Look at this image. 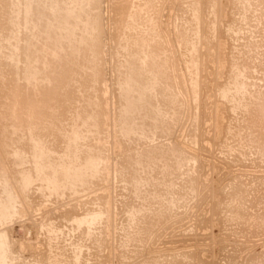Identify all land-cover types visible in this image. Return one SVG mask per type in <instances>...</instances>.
<instances>
[{
    "label": "rangeland",
    "instance_id": "374dc122",
    "mask_svg": "<svg viewBox=\"0 0 264 264\" xmlns=\"http://www.w3.org/2000/svg\"><path fill=\"white\" fill-rule=\"evenodd\" d=\"M1 1V5L4 3L6 4H4L5 10L2 8L3 6L0 5V10L3 9L2 12L4 11V16L1 14L2 12L0 13V19L2 17L1 20H4V22L1 21L3 24L0 23V43L2 44H0V51L2 56L3 53L5 54L4 58L6 59L2 58V61H0V71H2V73L0 72V76H5L4 78L0 77V95L3 97L0 98V133L4 132L3 134L7 138L2 136L3 134L0 136V141L4 139L3 143H5L2 145L3 147L0 145V147H2L0 148V152L2 153L0 154V209L4 207L0 210V217H2L0 220L2 219V221H4L3 219H6L7 222L0 221V264L2 262V264H264V224L260 225V221L264 222V151L262 152L261 156H258V154L255 152V148L249 145L247 142L248 140H251L250 135H246L248 131L250 132V129L247 127H251L253 124H257L258 127L260 125L264 127V0H238L239 3L241 1V3H244V5L246 4L247 6H244L243 4L242 6L241 3L239 4L238 2V5L234 4V1L236 2L237 0H127L128 3L126 0H96L94 5L97 7H93L92 5L93 10L90 9L91 12L89 11V15L93 17L95 16L93 12H96V14H98L97 18L100 22V25L97 27L98 29L95 28L96 30L94 29V31L90 29V31L92 30L93 32L91 31L92 33H89L91 35L94 34L91 36L93 38L91 46L87 45L88 49L86 51L83 50L84 48L75 51L76 60L73 61L77 63H72L73 66L69 65L73 81H70L71 77H64L66 74H69V72H66L65 66L63 65L61 67H55V74L53 72L54 75H51L50 79L47 78L50 80L49 82H47L48 80L45 79L43 81H46V83L43 81L41 82L40 80L42 85H40L39 80H35L33 82L28 81L27 83L24 78L25 76H23L24 73H22L23 75H20L19 71L16 70L18 67V69H21V65L24 67L26 64V61L24 62V49L22 53L21 45L23 43L22 41H24L23 39H25V36L28 33V29L24 26V24H18L20 21H17L20 20L22 16L21 13H23L20 8V5L22 7L23 1ZM48 1L50 0H46V3H44L43 0L44 5H47V7L43 6V8L49 9L47 4ZM52 1L55 0H51V2ZM60 1L57 0V2L63 4V0ZM69 1L70 0H65V2L68 3ZM51 2H49L50 6L51 4L53 5V3H55ZM11 3V7L15 8H13L14 11L17 10L19 13L21 12L19 14L17 11H15L18 14H12L14 16L16 15V18L11 16V12L8 11H12L11 7H9ZM141 3L144 5V7ZM14 4H19V8ZM123 4L126 6V8H124L125 6ZM54 5L57 6L56 3ZM188 6L189 8L192 6V10L188 9ZM96 8L97 11L94 10ZM221 8L223 9L222 13ZM45 9L44 12L47 13V10ZM133 9L138 12V16L141 14L140 17H137L138 19L134 17L135 22L134 20L130 21V17L133 16ZM123 12H127L128 16L125 13L126 16L123 17ZM4 13H8L10 19H8L9 17L6 18V15L8 16V14L5 15ZM99 15H101V17ZM129 15L131 16L129 17ZM3 17H5V19H7L6 21L8 22L11 19L12 23L16 22L17 26L14 27L13 25V27L17 29V31L12 29V31L14 30L12 34L11 30H7L9 27L7 26L8 24ZM244 18L247 19H245L246 22ZM131 22H134V24H132L135 25L137 29H135V27H131ZM4 23L5 26L3 27ZM88 23L89 22H85L86 25ZM21 25L26 28V33L23 32L25 29L24 27L21 29ZM128 25L130 27H128ZM3 28L6 30H3ZM6 31L10 32L9 35L6 33ZM20 31H22L23 34ZM135 31L137 33L140 31L141 33L139 32L137 34ZM133 32L134 35L137 34L136 37L138 39L134 35L132 36ZM14 33L18 35L16 36ZM10 34L18 37V39L14 41L16 37L13 39V36L11 37ZM3 36L6 38H3ZM8 36L11 38L8 39ZM20 37H22V41L20 42L21 45L18 43L21 40ZM94 37L96 40L98 39L97 42ZM142 38L147 41L145 42V45L143 44L144 40ZM10 40L14 41H12V46L15 44L13 49L9 48V46L12 47V43L9 44V42H11ZM62 40H64V38H62ZM133 40L134 43L132 44ZM129 41H131L130 47H128ZM17 43L19 46L16 45ZM146 43L148 48L146 47ZM8 44L9 46H7ZM224 44L227 53L225 55L222 54ZM124 45H126L128 49ZM142 45H144V49H148H146V52ZM190 45L194 46L190 48ZM92 46L94 51L91 49ZM133 47L137 48V50L139 49L140 52L142 50V53H140V60L144 62H142L144 65L152 62L153 66L151 68H153V71L150 74H142L140 77L138 74V82L136 81L137 83H135L139 84L140 86L143 85L142 88L145 89L146 92H149L146 93L143 90L144 94L146 95H141L143 98H141L140 101L142 102H140L138 105L141 107H137L131 117L126 116L123 109L126 108V105H128L125 101L126 99L124 100V95L126 96L125 91L127 90L126 85L129 86L130 84L131 89L129 92H131V95L135 98H137V91L139 90L138 87L135 88V83L133 84L134 77L130 76V73L132 75V73H134L133 70L137 67V65L140 64L138 61L137 64L134 65V62L138 60H136V53H139V51L137 52L136 49L132 50L131 48ZM193 47L196 51V54H194L195 56L192 55L194 53L192 50ZM130 49L131 52H128ZM189 49H191V51H189ZM95 50H97L96 53ZM80 51L82 52L79 53ZM9 52L12 54L17 53V55L21 53L20 58L13 54L16 56V59L19 58L20 60H14L11 53L9 57ZM86 52L89 53L87 54ZM144 52L147 55H144ZM147 52L150 53V56H152L150 57L151 60H149L150 58H147V56H149ZM82 53L85 54L87 60L85 57H82L84 58H81L82 60L80 59V57L83 55ZM90 53L91 55H89ZM126 53L130 54L131 59ZM131 53H133V55L136 54V57L131 55ZM92 54L93 56H98L97 59L96 56L91 57ZM124 54L128 57L124 56ZM122 55L124 56L123 58ZM142 57L144 60H142ZM124 58H129L130 60H125ZM192 58H195V62ZM21 59H23L22 62H20ZM221 59L224 60V69L222 71L219 70L222 66ZM3 60H5L4 62L6 65L3 64ZM7 60H10L12 64ZM78 60L83 62H79ZM93 60L95 64L93 63L94 65H90L88 62H93ZM128 60L129 63L131 60H135L132 62V65H134V67L132 66L133 68L131 67V63L128 64L125 62V64L127 63L126 66L123 64L124 61ZM14 62H16L17 65ZM190 62L193 63L192 65L194 66H191ZM118 64H120L119 66L122 65V70H120L121 68L118 66ZM13 65L15 68H13ZM74 65L77 70L72 68ZM7 66L10 69H8ZM191 67L194 68L192 69ZM235 67H238L239 72L238 70L237 73L233 72V70L236 69ZM60 68L63 74L59 75ZM73 70L75 71V74H73ZM135 70H137V68ZM82 72L84 73L82 74ZM15 73L16 75L19 74L17 77V80L19 81L16 80V75H14ZM123 73H125V76ZM72 74L73 76L75 75L74 78ZM118 74H121V77L120 75L118 76ZM91 76L95 80L90 78ZM127 76H129L131 79H129ZM63 77L64 79H62ZM151 77L154 78L152 79ZM89 79H92L91 83L89 82ZM23 80L24 82L26 81L27 84L24 83ZM139 80H141L140 83L142 84L139 83ZM146 80L148 82L147 84ZM232 80L238 83L245 82L246 84L244 87H242L241 91L243 92L240 91L241 94L244 92L245 93L239 95V98H242H238L237 101L240 100L241 105L237 102V108H243L245 106L244 108H247L246 110H250V108L247 106L250 105L252 107V111L254 112L253 114H256L257 116V112H255L254 107H259L258 111L260 112L258 114L260 118L252 124L249 119L246 120V110L243 108L244 113L242 112V114V110L240 109L238 111L237 109L239 113L237 114L238 117L237 115L236 117L240 118L239 121L242 123L241 124L239 121L237 122V124L240 126L239 129L245 128V131L244 129L239 130V133L243 130V132L240 133L241 135H231L225 128H223L221 132H218L220 131L219 105L221 102V91L219 90H221L220 87L226 86V83H228V87L230 88ZM29 82L31 83L29 84ZM149 82L151 84L154 83V87ZM222 83L223 85L220 86ZM11 85L14 87L12 90L10 89ZM32 85L33 87L39 85L37 86L39 87V90L37 91V89L31 87ZM152 87L154 88L153 90ZM229 88L228 91L232 89V86L231 89ZM27 89L29 92H27ZM96 89H99L100 91H97ZM10 90L11 92H16L14 93L16 96L13 94V92H9ZM64 90L69 92L65 93L66 97L64 94L62 96V93L65 92ZM232 90L234 91V89ZM134 91H136L135 94L137 93V95L134 94L135 96L133 95ZM150 91H152L151 94ZM38 92L41 93L38 94ZM9 93H11V96ZM28 95L30 97H28ZM12 96L13 98L16 97L17 99L13 100ZM31 96L34 98H31ZM117 97H119V99ZM228 99L231 100L230 97ZM15 100H19V105L16 104L17 102L15 103ZM229 100L227 104H229ZM10 101L11 104L9 103ZM35 101H38V103ZM4 102H7V105H5ZM24 102L27 104L29 102L27 106L28 108H31L30 103L32 107L37 104L38 107L36 106L35 109H42V115L36 116V113L34 114L36 118L33 115L31 116V113L33 114V112L32 110L29 112L26 109L27 107L25 106ZM141 103L142 105H140ZM16 105L19 107V110H16V108H18ZM7 106H10L8 107V112ZM22 108L26 109L27 112ZM62 108H64V110ZM139 110V114L136 113ZM16 111L18 114L20 111H22V113L26 115H23L25 118L20 116L22 115L21 112L19 115L16 114ZM6 112L9 114H6ZM14 112L16 114L15 117H13L15 115ZM12 113L13 115H11ZM140 113H143L144 115H141ZM83 114L86 118L83 116ZM87 114L90 117H87ZM95 114L97 115L95 116ZM11 116L13 118H11ZM40 116H42L43 119ZM53 116L56 118H52ZM80 116L87 120H84ZM29 117L32 119L30 118V120ZM8 118L10 119L8 120ZM14 118L16 120H14ZM19 118L23 119L22 123L19 121ZM57 119L59 120L55 121ZM65 119L67 120L64 121ZM10 120H14L15 122L17 121L16 123L19 121L20 124L17 126L14 121L11 122ZM43 120L45 123H43ZM129 120H131V123L128 122ZM7 121H10L9 124ZM23 121L25 123L27 121V124L25 125ZM33 121L34 128L33 126L30 127V125H33ZM82 121L88 123L85 124ZM104 121L106 122L104 123ZM227 121L228 118L225 121L224 127ZM83 124L87 127H85ZM14 125L16 126L14 127ZM80 126L82 128H80ZM128 126H131L130 130H128ZM9 127L15 128L10 129V131L12 130L13 132L11 131L10 133L8 131ZM2 128L5 130L1 131ZM16 129H18L19 133ZM134 129H136L137 132ZM27 130L28 133H26ZM36 131H38V133ZM129 132L130 134H134V136L129 135ZM9 133H14L15 135L13 134L11 138L8 136L10 135ZM16 133L20 134V137L22 138H20ZM56 133L60 136L58 137ZM69 133H73L74 136L73 134L68 136ZM238 135L242 137L246 135L240 144ZM30 136L34 138H37L38 136L40 138L34 139ZM61 136L62 138H60ZM67 136L72 138H68ZM13 137H19L23 140H20L19 138L16 140V138L14 139ZM32 139L35 142L37 141V143L39 142V148L37 146V148H35L34 145H37V143H32ZM12 140L16 143L15 145H18L15 146L17 149L13 146L14 142ZM39 140L42 143H40ZM43 141L46 142L44 143ZM80 142L82 144H80ZM0 143L2 144V141ZM7 144H10L11 146ZM76 144L78 148H75ZM42 145L44 146L42 147L43 150L40 147ZM46 145L47 149L45 148ZM6 146L9 148V153H6L8 152ZM12 147L16 149L15 153H17V160L15 161L13 160L15 159L14 156H16L13 152L15 149L12 150ZM49 147L51 148L49 149ZM33 149L34 151L37 149L36 153L34 152L36 157H39L37 155L42 153L40 156L42 158L43 154H45L44 151L46 152L47 150L50 151V156L52 154L53 155L52 157L48 156L49 152L47 151L44 155L46 157L44 158L43 156V158L45 161H48L44 162V160H42L43 158H38V161L32 152ZM17 150H21V152L24 151L22 155L25 154L27 157L19 155ZM159 150L162 151L159 152ZM10 151L11 153L13 152V157H11L12 154ZM77 151H80V153ZM87 151L91 153L89 154ZM71 152H73L72 154H74V157L80 154V159L78 156L77 158L81 161V164L83 163L82 161L87 160L88 155L90 156L91 154H95V158L98 157L97 160L100 159L101 161L98 160L97 165L95 164L96 166L91 168L88 165L89 161L87 160L84 162L85 169H83L84 167H81L80 161L77 162L78 159L72 157V154H69ZM86 152L88 154H86ZM3 153L5 154L3 155ZM237 153H240V155L243 154V158L240 156L239 158L241 160L239 159V161L235 160L233 156L238 155ZM56 154L57 156H55ZM2 155H7V159ZM62 155L64 156L62 157ZM69 155H71L73 159H70ZM19 156H21L20 160H18ZM31 156L35 157L33 161ZM47 156L50 158L47 159ZM86 156L87 158H85ZM104 156L107 157L103 159ZM143 156H149L148 158L150 161L148 158L144 159ZM22 157H25L24 159L29 160L26 161ZM56 157L59 159L62 158L63 160L66 159L67 161L65 160L66 163L65 161L60 163L61 159L59 160L60 162H58V158L56 159ZM51 158L57 161L52 162ZM68 159H70V162ZM22 160H24V162ZM30 160L33 164L29 162ZM34 161L36 162L34 163ZM40 162H42V164H40ZM19 163H22L23 165H20ZM59 163L62 166L59 165ZM143 163L145 164L143 165ZM31 164L32 166L35 165L34 169ZM64 165H68L69 167H65ZM36 166H39L40 169L38 170V167L36 168ZM86 166L90 169L89 172L88 168L86 169ZM10 167L12 169H10ZM43 167L46 169L45 171L42 170L44 169ZM62 167L65 172H63L64 170H62ZM20 168L21 171L19 170ZM50 168H53L52 171ZM56 168H59L60 170ZM78 168L79 170H77ZM80 168H82L84 171L87 170L88 175L91 173L90 175L93 176L96 173V176L94 175L95 178L93 179L94 176L90 177V180V178L85 176L87 175V172L84 173L82 169L80 171ZM24 169H27L28 171L25 173L22 171ZM32 169L33 172L31 171ZM18 170L19 174L15 172ZM35 170H37V173ZM49 170L54 172L51 174ZM55 170H59L60 172L57 171L55 173ZM6 171H14V176L11 175L13 173L10 172L11 174L9 175ZM38 171L39 173L40 171L41 173L43 171L47 178L46 176L44 177L45 174L41 173L40 174L43 177H40L41 175H39ZM48 171L50 172L49 174H47ZM66 171L67 173L70 171H76V173H78L76 175L75 173L72 174V172H70L72 175L69 174L70 176L66 175L63 177ZM101 171L104 172L105 175ZM27 172H31L33 174H28ZM6 173L8 176H11L9 177V180L7 177H3L7 176ZM34 173L37 174V176H35ZM81 173H84L82 174L84 175V178L79 176ZM133 174L136 175V179L134 178L135 176H133ZM16 176L17 178H15ZM26 176H28L32 182L28 179L30 181L29 182L26 179ZM66 177L73 179L68 180ZM79 177L81 179H79ZM23 178L25 179V182H27L24 184V186L26 187L27 184L30 185L27 188L24 186L22 187L21 185V189H23L22 192V190L19 189L20 184L24 183L21 182L24 181ZM40 178H44L46 180L42 179V181H40ZM140 178L143 180L141 179L138 181L137 179ZM63 179H65L67 183ZM77 180L78 183L76 182ZM92 180L93 182H90ZM239 180L242 184L238 183ZM84 181H87V183H85L87 185L81 183ZM134 181L139 182V185L140 182H142L139 186L142 192L139 190V188H137L141 194L135 190V187L138 186L136 183L134 187ZM4 182H6V184ZM34 182L37 183L33 184ZM68 182L72 184L73 188ZM234 182H237L240 188V197L238 199H231L233 197L232 184ZM18 183L19 186L16 187ZM31 183L35 186L31 187ZM74 183L78 186H76ZM4 184L6 187L7 185L9 186L6 188L7 192L6 189H3L5 188ZM62 184L67 186L69 185L70 188L69 186L66 188L67 186L65 187ZM37 185H42L43 187H38ZM56 187L60 188L57 189ZM76 187L79 189L77 190ZM17 188L21 193H18L19 191L16 190ZM28 189L29 192H27ZM9 190L10 192L8 193ZM3 191L4 193L6 192L5 195L3 194ZM156 191H162L163 195H161L162 193H158L156 196L154 194ZM23 193L25 194V197L27 196L28 198H25L22 195ZM10 194H12V197H10ZM104 196V201L106 202L102 204ZM11 198L13 201V204L11 203V207L13 205V208L10 207V204L7 205V203H10ZM67 198L70 199L68 200ZM25 199H27L28 203L24 201ZM230 202H232L234 205H241L243 207L246 213L245 219L228 220L226 218L228 211L225 209V204ZM3 204L5 206H2ZM6 207L9 210H7ZM8 207L14 209L12 210L14 212H11L10 208ZM89 210L91 212H89ZM2 211L5 212V214H2ZM7 211H10V213L7 214L9 216L6 215ZM62 211L67 215H64ZM12 213H14V215ZM92 215L94 217H92ZM71 216L74 219H71ZM95 218L96 220H94ZM69 227L72 230L69 229ZM90 231L94 233L92 234ZM87 235H89L90 238L89 236L86 237ZM46 248L52 249L47 250ZM50 253H53L54 256L51 254L50 257ZM57 253H59L60 256L57 255ZM56 255L58 257H56Z\"/></svg>",
    "mask_w": 264,
    "mask_h": 264
},
{
    "label": "bare ground",
    "instance_id": "6f19581e",
    "mask_svg": "<svg viewBox=\"0 0 264 264\" xmlns=\"http://www.w3.org/2000/svg\"><path fill=\"white\" fill-rule=\"evenodd\" d=\"M1 1V0H0ZM23 1V2H22ZM22 1H19V2H22V7H21V5H20V8H21V11L23 12V13H21V18H20V20H17V21H20V22H18V24L20 23V24H24V26L28 29V33H27V35L25 36V39H23L24 41H22V37H20L21 38V40L18 42V41H16V42H18V43H20L21 41L23 42L22 43V45H21V43L19 44V45H21L22 46V49H21V52L23 51V49H24V58H25V60H24V62L26 61V64L24 65V67H23V65H21L22 67H21V69H16V70H18L19 71V73H20V75L22 74V73H24V75L23 76H25L24 78H25V80L27 81V83H28V81H37V80H39V83H40V80H41V82L45 79V80H48L47 82H49L50 80V77H51V75H54L55 74V67L57 66V67H61V66H65V70H66V72H69V74H66V76H64L65 78L67 77V78H70L71 77V69H70V67H69V65H71V66H73L72 65V63H77V62H75V61H73V60H76V58H75V51L76 50H78V49H82V48H84L83 50L84 51H86L88 48V46L87 45H89V46H91V44H92V35H94V34H90L89 32H91L92 30L94 31V29L95 28H97V27H99V25H100V22L98 21V14H96V12H93L94 14H95V16H96V18H95V16H90L89 15V13L91 12V10L90 9H92L93 10V8H92V5H93V7H97V6H95L94 5V3H96V0H70L69 1V3L68 2H65V0H63L62 2H63V4L61 3H59V2H57V0H55V1H52L51 2V0L50 1H48V7H49V9H45V8H43V6H46L47 7V5L45 4L44 5V3H46V0H44V3H43V0H22ZM60 1V0H59ZM68 1V0H67ZM132 1V0H131ZM137 1V0H136ZM141 1V0H140ZM242 1V0H241ZM241 1H240V3H241ZM244 1V0H243ZM247 1V0H246ZM249 1V0H248ZM251 1V0H250ZM2 2V1H1ZM5 2V1H4ZM6 2H9V1H6ZM49 2H51V3H53V2H55L56 4H57V6L56 5H54L55 3H53V5L51 4V6L49 5ZM61 2V1H60ZM65 2V3H64ZM100 2V1H99ZM126 2H127V0H126ZM146 2V1H145ZM145 2H144V4H145ZM237 2L239 3V1L237 0L236 2L234 1V4H236V5H238L237 4ZM13 3H16V2H13ZM42 3H43V5H42ZM128 3V2H127ZM239 3V4H240ZM247 3V2H246ZM250 3V2H249ZM248 3V4H249ZM2 3H0V5H1ZM4 4H6V3H4ZM1 5V6H3L2 8H4L5 7V5ZM60 4V5H59ZM97 4H98V2H97ZM135 4V3H134ZM142 4V3H141ZM244 5V3H241V5ZM8 5V4H7ZM11 5H12V3L9 5V7H11ZM14 5H16V7L19 5V4H14ZM124 5V4H123ZM129 5H130V3H129ZM136 5V4H135ZM143 5V4H142ZM242 5V6H243ZM246 5V4H245ZM244 5V6H245ZM125 6V5H124ZM128 6V5H127ZM196 6V5H195ZM247 6V5H246ZM99 7H100V5H99ZM99 7H98V9H99ZM123 7V6H122ZM143 7H144V5H143ZM192 7V6H191ZM191 7L189 8V6H188V9H191ZM6 8H7V6H6ZM13 8L14 7H11V10L12 11H14L13 10ZM18 8H19V6H18ZM124 8H126V6L124 7ZM123 8V9H124ZM128 8H129V6H128ZM131 8V7H130ZM133 8H134V6H133ZM0 9H1V7H0ZM9 9V8H8ZM15 9V8H14ZM44 9L45 10H47V13H48V10H49V13L47 14L46 12H44ZM122 9V8H121ZM193 9H194V7H193ZM222 9V8H221ZM3 10V9H2ZM2 10H0V13L2 12ZM4 10H5V8H4ZM18 10H20V9H18ZM94 10H96L97 11V8L96 9H94ZM129 10V9H128ZM134 10V9H133ZM192 10V9H191ZM210 10V9H209ZM9 12H11L10 14H11V16H14V15H12L13 13H17L18 11L17 10H15V11H17V12H12V11H10V10H8ZM90 11V12H89ZM124 11H125V9H124ZM195 11V10H194ZM197 11V10H196ZM4 12V11H3ZM3 12L1 13L2 15H3ZM209 12V11H208ZM223 12V9L221 10V13ZM19 13V12H18ZM17 13V14H18ZM19 13V14H20ZM101 13V12H100ZM124 13V12H123ZM126 14H127V12H125ZM124 13V15H123V17L124 16H126V14ZM143 13V12H142ZM5 14V13H4ZM6 14H8V13H6ZM5 14V15H6ZM128 14H129V11H128ZM128 14H127V16H128ZM1 15V16H2ZM222 15V14H221ZM224 15V14H223ZM4 16V15H3ZM16 16V15H15ZM14 16V17H15ZM100 17H101V15H99ZM131 15H129V17H130ZM140 16H141V14H140ZM140 16H138V12L137 11H135L134 10V12H133V16H131L130 17V21H133L134 20V17L135 18H137V17H140ZM244 16V15H243ZM7 17H9V14H8V16L6 15V18ZM18 17V16H17ZM4 19H5V17H3ZM13 18V17H12ZM16 18V17H15ZM196 18V17H195ZM237 18V17H236ZM240 18V17H239ZM238 18V19H239ZM247 18V17H246ZM246 18H244V20L246 19ZM1 19H2V17H1ZM0 19V23H2V22H4V20L2 21ZM8 19H10V17L8 18ZM18 19V18H17ZM100 19V18H99ZM126 19V18H125ZM132 19V20H131ZM138 19V18H137ZM241 19H242V17H241ZM7 19H5V21H6ZM127 20V19H126ZM193 20V19H192ZM196 20V19H195ZM237 20V19H236ZM240 20V19H239ZM247 20V19H246ZM246 20H245V22H246ZM2 21V22H1ZM85 22H89L87 25L85 24ZM127 22V21H126ZM134 22H135V20H134ZM134 22H131V24L133 23L134 24ZM239 22V21H238ZM244 22V23H245ZM6 23L8 24L7 26L9 27V28H7V30H11L12 31V29H15L14 27H16L17 25V23L16 22H14V23H12V19L8 22V21H6ZM128 23V22H127ZM130 23V22H129ZM243 23V22H242ZM3 24V23H2ZM1 24V25H2ZM130 24V25H131ZM132 24V26L131 27H135V25H133ZM13 25H14V27H13ZM5 26V23H4V25H3V27ZM6 26V27H7ZM24 26H22L21 25V29H23V27ZM137 26V25H136ZM237 26V25H236ZM1 27V26H0ZM24 27V28H25ZM128 27H130L129 25H128ZM141 27V26H140ZM18 28V27H17ZM26 28L24 29V33H26L25 31H26ZM139 28V27H138ZM241 28V27H240ZM1 29V28H0ZM21 29H19V30H21ZM90 29H92L91 31H90ZM98 29V28H97ZM135 29H137L136 27H135ZM134 29V30H135ZM3 30H6V29H4L3 28ZM2 30V31H3ZM16 31H17V29H15ZM96 30V29H95ZM129 30V29H128ZM139 30H141V29H139ZM146 30V29H145ZM147 30H148V28H147ZM15 31V32H16ZM92 31V32H93ZM13 32H14V30L11 32L12 34H13ZM20 32H22V31H20ZM23 32H22V34H23ZM91 32V33H92ZM126 32V31H125ZM136 32V31H135ZM140 32V31H139ZM138 32V33H139ZM5 33V32H4ZM6 33H8V35H9V33L10 32H8V31H6ZM137 33V32H136ZM137 33V34H138ZM141 33V32H140ZM196 33V32H195ZM99 34V33H98ZM102 34V33H101ZM132 34V33H131ZM137 34L136 35H134V32H133V34H132V36L134 35L135 37L137 36ZM192 34V33H191ZM11 35V34H10ZM14 35H16L15 33H14ZM18 35V34H17ZM16 35V36H17ZM21 35V34H20ZM129 35V34H128ZM1 36V35H0ZM13 35H11V37H12ZM16 36H13V39H14V37H16ZM23 36V37H24ZM131 36V35H130ZM131 36V37H132ZM5 36H3V38H4ZM10 37V38H11ZM96 37V36H95ZM95 37H94V39H95ZM127 37V36H126ZM142 37V36H141ZM6 38V37H5ZM9 38V36H8V39H10ZM62 38H64V40H62ZM124 38V37H123ZM137 38V37H136ZM140 38V37H139ZM8 39H6V40H8ZM18 39V37H16V39H14V41L15 40H17ZM127 39V38H126ZM129 39V38H128ZM138 39V38H137ZM143 40H144V38H142ZM146 39V38H145ZM1 40V39H0ZM3 40V39H2ZM96 40V39H95ZM94 40V41H95ZM98 40V39H97ZM97 40H96V42H97ZM135 40V39H134ZM134 40H133V42H132V44L134 43ZM140 40V39H139ZM142 40V41H143ZM11 42H9V44H11V46L13 45V40H10ZM13 41V42H12ZM102 41V40H101ZM191 41H192V39H191ZM190 41V42H191ZM193 41H194V39H193ZM234 41V40H233ZM3 42V41H2ZM121 42H123V41H121ZM130 42L131 41H129L128 42V44H129V46L128 47H130ZM136 42H137V40H136ZM135 42V43H136ZM140 42V41H139ZM145 42H147V41H145L144 40V45H145ZM189 42V43H190ZM18 43L16 44V45H18ZM99 43V42H98ZM142 43V42H141ZM197 43V42H196ZM1 44V43H0ZM9 44L7 45V46H9ZM139 44V43H138ZM191 44V43H190ZM192 44H195V43H192ZM2 45V44H1ZM18 45V46H19ZM102 45V44H101ZM127 45V44H126ZM126 45H124V46H126ZM135 45V44H134ZM133 45V46H134ZM144 45H142L143 46V49H144ZM14 46H15V44H14ZM14 46H12V47H10L9 46V48H11V49H13V47ZM115 46V45H114ZM117 46V45H116ZM123 46V45H122ZM137 46V45H136ZM140 46V45H139ZM148 45H147V43H146V47H147ZM192 46H194V45H192ZM191 45H190V48L192 47ZM6 47V46H5ZM132 47V46H131ZM135 47V46H134ZM131 48L132 50L133 49H136V51L138 52L139 51V53H136V54H134L133 55V53H131V55H133L134 57H136V62H134L135 60H131V67L133 66L134 67V65L135 64H137V62L139 61L140 62V64L139 65H137V70H133L134 71V73H132V75H131V73H130V76L131 77H134V79H133V84L137 81L138 82V79L137 78H139L140 76H142V74H146V73H148V74H150L152 71H153V68H151L152 66H153V64H152V62L151 63H149V64H143L144 62L143 61H141L140 60V53H142V50H141V52H140V50L138 49L137 50V48ZM138 47V46H137ZM145 47V48H146ZM3 48V47H2ZM16 48V47H15ZM90 48V47H89ZM126 48H127V46H126ZM148 48V47H147ZM146 48V49H147ZM195 48H196V46H195ZM195 48L193 47L192 48V50L194 51V53L192 54L193 56H195L194 54H196V51H195ZM19 49V50H20ZM91 49H93V46H92V48ZM96 49V48H95ZM98 49V48H97ZM119 49V48H118ZM124 49V48H123ZM128 49V48H127ZM131 49H130V51H128V52H131ZM140 49H142V48H140ZM146 49H144L145 50V52H146ZM15 50H17V49H15ZM90 50V49H89ZM100 50V49H99ZM148 50V49H147ZM10 51V50H9ZM18 51V50H17ZM17 51H15V52H17ZM93 51H94V49H93ZM120 51V50H119ZM123 51V50H122ZM189 51H191V49H189ZM192 51V52H193ZM2 52H3V50H2ZM12 52H14V51H12ZM82 51H80L79 53H81ZM97 52V50H95V53ZM101 52V51H100ZM133 52V51H132ZM144 52V53H145ZM191 52V53H192ZM10 53L11 52H9V57H10ZM18 53V52H17ZM17 53L15 54V53H13V54H15V55H17ZM84 53V52H83ZM82 53V54H83ZM87 53V52H86ZM89 53V52H88ZM87 53V54H88ZM121 53V52H120ZM124 53H125V50H124ZM148 53V52H147ZM190 53V52H189ZM12 53H11V55H13ZM21 54V53H20ZM20 54H18L17 56L20 58ZM81 54V55H82ZM98 54H100V53H98ZM127 54V53H126ZM149 54V56H147V58L149 59L150 57H152V56H150V53H148ZM221 54V53H220ZM222 54L223 55H225V54H227L226 53V50H225V44H224V46H223V50H222ZM4 53H3V56H2V54H1V51H0V61H2V58H4ZM78 55V54H77ZM84 55V56H83ZM81 57H80V59L82 58V57H85L86 58V56H85V54H83ZM89 55H91V53L89 54ZM127 55H129V57H130V59H131V56H130V54H127ZM136 55V56H135ZM144 55H147L146 53L144 54ZM8 56V55H7ZM6 56V57H7ZM23 56V55H22ZM96 56V55H95ZM95 56H93V54H92V56L91 57H95ZM120 56V55H119ZM124 56H126L125 54H124ZM123 55H122V58L124 57ZM132 56V57H133ZM190 56H191V54H190ZM79 57V56H78ZM88 57H90V56H88ZM90 57V58H91ZM97 57L98 56H96V59H97ZM126 57H128V56H126ZM8 58V57H7ZM13 58H14V60H18V59H16V56H14L13 55ZM22 58V57H21ZM101 58V57H100ZM100 58H99V60H100ZM121 58V59H122ZM146 58V59H147ZM4 59H6V58H4ZM11 59V58H10ZM82 59H84V58H82ZM81 59V60H82ZM95 59V58H94ZM120 59V60H121ZM125 60L126 59H129V58H124ZM129 59V60H130ZM133 59H135V58H133ZM193 59V58H192ZM191 59V60H192ZM20 60V59H19ZM22 60L23 59H21V61L20 62H22ZM81 60H78L79 62H83V61H81ZM86 60H87V58H86ZM89 60V59H88ZM123 60V59H122ZM121 60V61H122ZM129 60L128 61H124V63L123 64H125V62H127L128 64H130L129 63ZM142 60H144L143 59V57H142ZM149 60H151V58L149 59ZM148 60V61H149ZM194 60V62H195V58L193 59ZM5 60H3V62H4ZM7 61H9L10 62V60H7ZM101 61V60H100ZM147 61V62H148ZM221 61H222V66H221V69H219V70H223L224 69V60L223 59H221ZM12 62H13V60H12ZM18 62V61H17ZM84 62H85V60H84ZM96 62V61H95ZM123 62V61H122ZM132 62H134V65H132ZM143 62V63H142ZM146 62V61H145ZM11 63V62H10ZM14 63H16V62H14ZM90 65H94L95 63H94V60H93V62H88ZM94 63V64H93ZM119 63V62H118ZM127 63L125 64V66L127 65ZM191 63V62H190ZM3 64H5V62L3 63ZM12 64V63H11ZM21 64V63H20ZM120 64H121V62H120ZM120 64H118V66L120 65ZM193 63H191V66H194V65H192ZM6 65V64H5ZM15 65V64H14ZM14 65H13V68H15L14 67ZM16 65H17V63H16ZM15 65V66H16ZM19 65V64H18ZM76 65V64H75ZM75 65H74V67H72V68H75ZM81 65V64H80ZM9 66V65H8ZM8 66H7V68H8ZM122 66V65H121ZM121 66H119L120 68H121ZM130 66V65H129ZM1 67V66H0ZM4 67H6V66H4ZM81 67V66H80ZM132 67V68H133ZM12 68V69H13ZM119 68V69H120ZM123 68V67H122ZM122 68L120 69V70H122ZM192 69L194 68V67H191ZM236 68V67H235ZM8 69H10V68H8ZM82 69V68H81ZM127 69H128V67H127ZM126 69V70H127ZM75 70H77V68H75ZM235 70V71H234ZM233 70V72H236L237 73V70H238V72H239V69H238V67L236 68V69H234ZM9 71V70H8ZM13 71H15V70H13ZM18 71H15V72H18ZM124 71V70H123ZM131 71H132V69H131ZM1 73H2V71H0ZM7 72V71H6ZM53 72H54V74H53ZM75 71L73 70V74H75L74 73ZM125 72V71H124ZM9 73V72H8ZM57 73V72H56ZM84 72H82V74H83ZM120 73V72H119ZM126 73H128V72H126ZM236 73H234V74H236ZM60 74H63V72L61 71V68H60V71H59V75ZM73 74H72V76H73ZM124 74V76H125V73H123ZM129 74V73H128ZM138 74H139V77H138ZM156 74V73H155ZM9 75V74H8ZM12 75V74H11ZM14 75H16V73L14 74ZM18 75L19 74H17L16 75V80L18 79L17 77H18ZM120 75V77H121V74H118V76ZM6 76H7V74H6ZM75 76V75H74ZM74 76H73V78H74ZM123 76V75H122ZM156 76V75H155ZM0 77H2V78H4L3 76H0ZM64 77L62 78V79H64ZM88 77V76H87ZM127 77H129V76H127ZM10 78H12V77H10ZM21 78V77H20ZM23 78V79H24ZM47 78H49V79H47ZM90 78H92V76L90 77ZM152 79L154 78V77H151ZM71 80L70 81H73L72 80V77L70 78ZM92 79H94V78H92ZM91 79V80H92ZM127 79V78H126ZM129 79H131L130 77H129ZM137 79V80H136ZM141 79H142V77H141ZM156 79V78H155ZM154 79V80H155ZM3 80V79H2ZM22 80V79H21ZM66 80H68V79H66ZM90 80V79H89ZM91 80L89 81L90 83H91ZM95 80V79H94ZM119 80V79H118ZM128 80V79H127ZM151 80V79H150ZM11 81V80H10ZM17 81H19V80H17ZM16 81V82H17ZM26 81L24 82V80H23V82L24 83H26ZM86 81V80H85ZM88 81V80H87ZM120 81V80H119ZM126 81V80H125ZM140 81L141 80H139V83H140ZM15 82V81H14ZM21 82V81H20ZM44 82V81H43ZM94 82V81H93ZM92 82V83H93ZM118 82V81H117ZM136 82V83H137ZM157 82V81H156ZM13 83V82H12ZM11 83V84H12ZM24 83H22V84H24ZM26 83V84H27ZM31 82H29V84H30ZM37 83V82H36ZM38 83V84H39ZM44 83H46V81L44 82ZM43 83V84H44ZM71 83V82H70ZM74 83V82H73ZM135 83V85H136V87L135 88H139V90L137 91L138 92V96H137V98H135V97H133L131 94V92H129L130 91V89H131V87H130V84H129V86L128 85H126V89L128 90H126L125 92V94H126V96L124 95V100L126 101V103L128 104V105H126V108H124L123 109V111H124V113H125V115L126 116H131L132 117V115L134 114V111L137 109V107H139L138 105H139V103L140 102H142V101H140V99L141 98H143L141 95H146V94H144V91L146 92V90L145 89H143L142 88V86H140L139 84H136ZM148 82H147V80H146V84H147ZM150 83V82H149ZM154 83H155V81H154ZM153 83V84H154ZM226 83V82H225ZM20 84V83H19ZM33 84V83H32ZM88 84V83H87ZM140 84H142V83H140ZM145 84V83H144ZM151 84V83H150ZM153 84H151L153 87H154V85ZM227 85L226 86H223V87H220L221 88V90H219V91H221L220 92V95H221V102H220V127H219V130L220 131H218V132H221V130L223 129V128H225V129H227V132H229L231 135H237V134H240L241 132H243V130L239 133V130L240 129H244V131H245V128H240L239 129V125L237 124V122L240 120V118H237L238 117V111L241 109L242 111H241V113L243 112L244 113V111H243V108L245 107L244 105V107L243 108H237V102H238V104H240L241 105V101L240 100H238L237 101V99L239 98V95L241 94L240 93V91L242 90V87H244L246 84H245V82H241V83H238V82H235L234 80H232V83H231V86H232V89H234V91L231 89V86H230V88L228 87V83H226ZM241 84V85H240ZM5 85V84H4ZM13 85H15V84H13ZM13 85H11V90L14 88V87H12ZM17 85V84H16ZM40 85H42L41 83H40ZM74 85V84H73ZM132 85V84H131ZM223 85V83L220 85V86H222ZM225 85V84H224ZM8 86V85H7ZM6 86V87H7ZM24 86V85H23ZM23 86H22V88H23ZM37 86H39V85H36V87ZM45 86V85H44ZM93 86V85H92ZM128 86V87H127ZM147 86V85H146ZM3 87V86H2ZM16 87V86H15ZM25 87V86H24ZM31 87H33V85L31 86ZM33 87V88H35V89H37V91L39 90L38 88L39 87ZM64 87V86H63ZM62 87V88H63ZM66 87V86H65ZM134 87V86H133ZM148 87H149V84H148ZM152 87V90L154 89ZM29 88V87H28ZM94 88V87H93ZM145 88V87H144ZM151 88V87H150ZM150 88H148V89H150ZM228 88L229 89H231V90H229L228 91ZM236 88H237V90H236ZM25 89V88H24ZM66 89V88H65ZM101 89H103V88H101ZM133 89V88H132ZM6 90V89H5ZM11 90L9 91V92H11ZM15 90V89H14ZM34 90V89H33ZM97 90V89H96ZM99 90V89H98ZM97 90V91H98ZM104 90V89H103ZM136 90V89H135ZM144 90V91H143ZM238 90H239V92H238ZM3 91V90H2ZM16 91V90H15ZM24 91V90H23ZM31 91V90H30ZM35 91V90H34ZM42 91H43V89H42ZM65 91V90H64ZM96 91V92H97ZM100 91V90H99ZM102 91V90H101ZM148 91V90H147ZM232 91V92H231ZM236 91V92H235ZM13 92V91H12ZM11 92V93H12ZM21 92V91H20ZM26 92V91H25ZM27 92H29V90L27 89ZM46 92V91H45ZM66 92H68L67 90L64 92V93H62V96H63V94L65 95V93ZM122 92V91H121ZM135 92L136 91H134V93H133V95L135 94ZM149 92V91H148ZM148 92H146V93H148ZM151 92L152 91H150V94H151ZM241 92H243V91H241ZM3 93V92H2ZM11 93H9L10 94V96H11ZM14 93H16V92H13V94ZM34 93V92H33ZM41 93V92H40ZM39 92H38V94H40ZM69 93V92H68ZM67 93V94H68ZM99 93H101V92H99ZM104 93V92H103ZM245 93V92H244ZM244 93H242V94H244ZM17 94H19V93H17ZM32 94V93H31ZM71 94V93H70ZM70 94H69V96H70ZM241 94V95H242ZM4 95V94H3ZM15 95V94H14ZM20 95V94H19ZM35 95H36V93H35ZM44 95V94H43ZM103 95V94H102ZM135 95H137V93L135 94ZM134 95V96H135ZM2 95H0V98H3V97H1ZM16 96V95H15ZM14 96V97H15ZM24 96H26V95H24ZM34 96V95H33ZM33 96H31V98L33 97ZM47 96V95H46ZM68 96V95H67ZM74 96V95H73ZM72 96V97H73ZM101 96V95H100ZM18 97V96H17ZM28 97H30L29 95H28ZM65 97H66V95H65ZM71 97V98H72ZM102 97V96H101ZM230 97V99L231 100H229L228 98ZM6 98V97H5ZM5 98H4V100H5ZM9 98V97H8ZM7 98V99H8ZM12 98H13V96H12ZM11 98V99H12ZM34 98V97H33ZM41 98H45V97H41ZM70 98V99H71ZM118 99H119V97H117ZM147 98V97H146ZM240 98H242V97H240ZM239 98V99H240ZM14 99H17L16 97L15 98H13V100ZM28 99V98H27ZM26 99V100H27ZM69 99V98H68ZM101 99V98H100ZM99 99V100H100ZM121 99V98H120ZM36 100V99H35ZM39 100H40V97H39ZM228 100H229V104H227V102H228ZM236 100V101H235ZM243 100V99H242ZM9 101V100H8ZM12 101V100H11ZM11 101L9 102L10 104H11ZM19 101V100H18ZM18 101L17 100H15V103L16 104H18ZM31 101V100H30ZM34 101V100H33ZM66 101H67V99H66ZM121 101V100H120ZM240 101V102H239ZM36 103H38V101H35ZM69 102H70V100H69ZM72 102V101H71ZM143 102H144V100H143ZM5 103V102H4ZM7 103V102H6ZM5 103V105H7ZM9 103H8V105H9ZM13 103V102H12ZM93 103V102H92ZM125 103V102H124ZM145 103H146V101H145ZM242 103H243V101H242ZM14 104V103H13ZM24 104H25V106L27 107L28 106V104H29V102H28V104L27 103H25L24 102ZM27 104V105H26ZM65 104V103H64ZM70 104V103H69ZM19 105V104H18ZM39 105V104H38ZM72 105V104H71ZM140 105H142V103L140 104ZM147 105V104H146ZM145 105V106H146ZM148 105H149V103H148ZM239 105V106H240ZM11 106V105H10ZM10 106H7V112H8V107H10ZM13 106V105H12ZM17 106V105H16ZM16 106H14V107H16ZM37 106V104H35V106L34 107H32L31 106V103H30V107L31 108H26L29 112L32 110V112H33V114L31 113V116L33 115L34 117H35V115L34 114H36V116H39V115H42V109H39V108H36L35 109V107ZM68 106V105H67ZM123 106V105H122ZM143 106H144V103H143ZM248 106V108H250V110H246L245 108V110H246V113H245V116H246V120H248L249 119V121L253 124L255 121H257L260 117H259V111H258V108L259 107H254L255 108V112H257V116H256V114H253L254 112L252 111V107L250 106V105H247ZM18 107V106H17ZM38 107V106H37ZM70 107V106H69ZM72 107V106H71ZM106 107V106H105ZM125 107V106H124ZM128 107V108H127ZM141 107V106H140ZM139 107V108H140ZM150 107V106H149ZM3 108V107H2ZM13 108V107H12ZM66 108H68V107H66ZM73 108V107H72ZM257 108V109H256ZM14 109V108H13ZM12 109V110H13ZM19 110V107L18 108H16V110ZM23 110H25L26 111V109H24V108H22ZM59 109V108H58ZM63 110H64V108H62ZM69 109H71V108H69ZM146 109V108H145ZM237 109H238V111H237ZM10 110H11V108H10ZM10 110H9V113H10ZM103 110V109H102ZM107 110V109H106ZM105 110V111H106ZM5 111V110H4ZM15 111V110H14ZM61 111V110H60ZM70 111V110H69ZM260 111H261V109H260ZM6 112V114H9V113H7ZM13 112V111H12ZM17 112V111H16ZM21 112V114L22 115H20L21 117L24 115V113H22V111H20ZM20 112H19V114H20ZM27 112V111H26ZM139 112H140V110L138 111V112H136V113H138L139 114ZM142 112V111H141ZM145 112V111H144ZM143 112V113H144ZM237 112V113H236ZM90 113V112H89ZM88 113V114H89ZM93 113V112H92ZM100 113V112H99ZM103 113V112H102ZM142 113V114H143ZM228 113H229V115H228ZM242 113V114H243ZM14 114H15V112H14ZM16 114H18V112L16 113ZM16 114L13 116V117H15L16 116ZM18 114V115H19ZM80 114V113H79ZM85 114V113H84ZM84 114H83V116H84ZM88 114H87V117H90V116H88ZM141 114V113H140ZM141 114V115H142ZM254 115V118H253V115ZM2 115V114H1ZM11 115H13V113L11 114ZM17 115V116H18ZM52 115H53V113H52ZM51 115V116H52ZM55 115V114H54ZM61 115V114H60ZM82 115V114H81ZM97 114H95V116H96ZM99 115V114H98ZM136 115V114H135ZM144 115V114H143ZM236 115H237V117H236ZM6 116H8V115H6ZM24 116H26V115H24ZM22 117V118H25V117ZM28 116H29V114H28ZM47 116V115H46ZM45 116V117H46ZM50 116V117H51ZM101 116H102V114H101ZM248 116V117H247ZM10 117V116H9ZM12 116H11V118H13ZM40 117H42V116H40ZM39 117V118H40ZM60 117V116H59ZM58 117V118H59ZM67 117V116H66ZM72 117V116H71ZM70 117V118H71ZM77 117V116H76ZM80 117H82V116H80ZM85 117V116H84ZM98 117V116H97ZM146 117V116H145ZM251 117V118H250ZM18 118V117H17ZM31 117H29V119H30ZM36 118V117H35ZM52 118H56V117H52ZM61 118V117H60ZM68 118V117H67ZM83 118V117H82ZM82 118H80V119H82ZM86 118V117H85ZM85 118H83L84 120H87V119H85ZM94 118V117H93ZM96 118V117H95ZM99 118V117H98ZM128 118V117H127ZM126 118V119H127ZM130 118V117H129ZM137 118V117H136ZM227 118H228V121H227V123H226V125H225V127H224V124H225V121L227 120ZM261 118H262V115H261ZM10 118H8V120H9ZM20 119V120H19ZM18 120L19 121H21V123H22V120L23 119H21V118H19ZM28 119V118H27ZM26 119V120H27ZM28 119V120H29ZM32 119V118H31ZM30 119V120H31ZM38 119V118H37ZM41 119V118H40ZM42 119H43V117H42ZM73 119V118H72ZM71 119V120H72ZM89 119V118H88ZM125 119V118H124ZM135 119V118H134ZM224 119H226V120H224ZM14 120H16L15 118H14ZM14 120H10L11 122H13ZM45 120H47V119H45ZM59 119H57V120H55V121H58ZM61 120H63V119H61ZM67 119H65L64 121H66ZM90 120H92V119H90ZM94 120V119H93ZM98 120V119H97ZM141 120V119H140ZM139 120V121H140ZM232 120V121H231ZM9 121V122H10ZM18 121V123H16L15 121V123L17 124V126H18V124H20V122ZM37 121V120H36ZM48 121V120H47ZM54 121V120H53ZM89 121V120H88ZM102 121V120H101ZM125 121V120H124ZM123 121V122H124ZM131 120H129L128 122H130ZM231 121V122H230ZM241 121H242V119H241ZM5 122V121H4ZM8 122V121H7ZM6 122V123H7ZM9 122H8V124H9ZM24 122V121H23ZM39 122V121H38ZM70 122V121H69ZM78 122V121H77ZM82 122H84V121H82ZM96 122V121H95ZM99 122V121H98ZM106 121H104V123H105ZM127 122V121H126ZM240 122V121H239ZM25 123V122H24ZM28 123H29V121H28ZM37 123V122H36ZM35 123V124H36ZM43 123H45V121L43 120ZM81 123V122H80ZM80 123H78V124H80ZM85 123V122H84ZM88 122H86L85 124H87ZM92 123H93V121H92ZM103 123V124H104ZM131 123V122H130ZM139 123V122H138ZM241 123V122H240ZM239 123V124H240ZM7 124V125H8ZM14 124V123H13ZM27 124V121H26V123H25V125ZM31 124H32V122H31ZM41 124V123H40ZM39 124V125H40ZM53 124V123H52ZM54 124H55V122H54ZM58 124V123H57ZM73 124V123H72ZM76 124V123H75ZM78 124H77V126H78ZM97 124V123H96ZM122 124V123H121ZM136 124V123H135ZM242 124V123H241ZM240 124V125H241ZM3 125V124H2ZM23 125V124H22ZM37 125V124H36ZM45 125V124H44ZM43 125V126H44ZM81 125V124H80ZM84 125V124H83ZM89 125V124H88ZM93 125V124H92ZM128 125H130V124H128ZM134 125V124H133ZM4 126V125H3ZM16 125H14V127H15ZM28 126H29V124H28ZM33 126V128H34V121H33V125H30V127H32ZM41 126V125H40ZM74 126V125H73ZM85 127H87L86 125H84ZM83 126V127H84ZM97 126V125H96ZM138 126H140V125H138ZM142 126V125H141ZM2 127V126H1ZM13 127V128H14ZM20 127V126H19ZM48 127V126H47ZM50 127V126H49ZM58 127V126H57ZM61 127V126H60ZM129 127V129L128 130H130V128H131V126H128ZM133 127V126H132ZM143 127V126H142ZM243 127V126H242ZM4 128V127H3ZM3 128L1 129V131L3 130ZM8 128V127H7ZM12 128V127H11ZM10 127H9V132L11 133V131H10V129H11ZM12 128V129H13ZM40 128V127H39ZM74 128V127H73ZM80 128H82L81 126H80ZM89 128V127H88ZM97 128V127H96ZM95 128V129H96ZM100 128V127H99ZM98 128V129H99ZM108 128V127H107ZM123 128V127H122ZM137 128H139V127H137ZM141 128V127H140ZM248 129H250V132L248 131L247 132V134L246 135H250V137H251V140H248L247 142H248V144L249 145H251V146H253L254 148H255V152H256V154H258V156H261V154H262V152L264 151V127H262V125H260L259 127L257 126V124H253V126H251V127H247ZM246 128V129H247ZM15 129V128H14ZM21 129V128H20ZM41 129V128H40ZM62 129V128H61ZM85 129V128H84ZM101 129V128H100ZM126 129V128H125ZM133 129V128H132ZM218 129V128H217ZM5 130V129H4ZM3 130V131H4ZM17 130V132H18V129H16ZM24 130H25V128H24ZM66 130V129H65ZM71 130H74V129H71ZM121 130V129H120ZM135 131H136V129H134ZM30 131V130H29ZM47 131V130H46ZM50 131V130H49ZM83 131V130H82ZM133 131V130H132ZM13 132V131H12ZM14 132H15V130H14ZM32 132V131H31ZM31 132H29V133H31ZM37 133H38V131H36ZM44 132V131H43ZM80 132V131H79ZM96 132V131H95ZM124 132V131H123ZM126 132V131H125ZM137 132V131H136ZM143 132V131H142ZM4 133V132H3ZM3 133H0V136H1V134H3ZM9 133V134H10ZM19 133V132H18ZM18 133H16L19 137H20V134H18ZM26 133H28V130H27V132ZM33 133V132H32ZM46 133H48V132H46ZM59 133V132H58ZM77 133V132H76ZM14 133H12V134H10V135H8V136H10L11 138H12V135H13ZM24 134V133H23ZM34 134V133H33ZM42 134V133H41ZM57 134V133H56ZM64 134H66V133H64ZM72 135L73 133H69L68 134V136L69 135ZM81 134V133H80ZM88 134H89V132H88ZM123 134H125V133H123ZM138 134V133H137ZM143 134V133H142ZM141 134V135H142ZM15 135V134H14ZM16 135V136H17ZM27 135V134H26ZM35 135V134H34ZM39 135V134H38ZM47 135V134H46ZM55 135V134H54ZM58 135V134H57ZM61 135H63V134H61ZM121 135V134H120ZM129 135H133L134 136V134H130V132H129ZM139 135V134H138ZM241 135V134H240ZM245 135V136H246ZM2 136H4V134L2 135ZM36 136V135H35ZM51 136V135H50ZM53 136V135H52ZM60 135H58V137H59ZM67 136V137H68ZM73 136H74V134H73ZM85 136V135H84ZM90 136V135H89ZM124 136V135H123ZM239 136V135H238ZM245 136H239V144L240 143H242V140H243V138L245 137ZM4 137H6V136H4ZM4 137H2V138H4ZM9 137V138H10ZM19 137H15L16 138V140H17V138H19ZM23 137H25V136H23ZM30 137H32V136H30ZM29 137V138H30ZM64 137H65V135H64ZM79 137V136H78ZM99 137V136H98ZM122 137V136H121ZM1 138V139H2ZM7 138V137H6ZM14 138V137H13ZM14 138V139H15ZM20 138H22V137H20ZM19 138V139H20ZM32 138H34V137H32ZM37 138H40V137H38L37 136ZM37 138H34V139H37ZM44 138V137H43ZM47 138V137H46ZM60 138H62V136L60 137ZM68 138H72V137H68ZM89 138V137H88ZM128 138V137H127ZM230 138H232V137H230ZM18 139V140H19ZM27 139H28V137H27ZM31 139V138H30ZM56 139H57V136H56ZM74 139V138H73ZM72 139V140H73ZM129 139V138H128ZM127 139V140H128ZM4 139H2L1 141H2V144L0 143V145L2 146V145H4L5 143H3L4 141H3ZM11 140V139H10ZM20 140H23V139H20ZM26 140V139H25ZM51 140V139H50ZM61 140V139H60ZM63 140V139H62ZM91 140V139H90ZM0 141V142H1ZM6 141V140H5ZM13 141V140H12ZM30 141V140H29ZM29 141H28V143H29ZM40 141V140H39ZM48 141V140H47ZM69 141V140H68ZM80 141H82V140H80ZM7 142H8V140H7ZM14 142V141H13ZM17 142V141H16ZM20 142H22V141H20ZM37 143V141L35 142V141H33V139H32V143ZM44 142V141H43ZM46 142V141H45ZM44 142V143H45ZM85 142V141H84ZM105 142V141H104ZM9 143V142H8ZM10 143H12V142H10ZM39 143V142H38ZM38 143H37V145H34L35 146V148H37L38 147ZM40 143H42L41 141H40ZM64 143H65V141H64ZM87 143V142H86ZM86 143H84V144H86ZM16 143L14 142V144H13V146L15 147V146H18V145H15ZM18 144H19V142H18ZM20 144H22V143H20ZM27 144V143H26ZM62 144V143H61ZM73 144V143H72ZM80 144H82L81 142H80ZM100 144V143H99ZM7 145H10V144H7ZM44 145V144H43ZM40 146L41 147V149H42V147H44V146ZM55 145H56V143H55ZM11 146V145H10ZM20 146V145H19ZM21 146H24V145H21ZM32 146V145H31ZM37 146V147H36ZM48 146H50V145H48ZM53 146V145H52ZM67 146V145H66ZM71 146V145H70ZM74 146V145H73ZM83 146V145H82ZM3 147V146H2ZM2 147H0V148H2ZM33 147V146H32ZM32 147H31V150H32ZM47 147V145L45 146V148ZM58 147V146H57ZM60 147H62V146H60ZM72 147V146H71ZM6 148H7V146H6ZM6 148H3V149H6ZM16 149H17V147H15ZM15 148H13L12 147V150L13 149H15ZM23 148V147H22ZM27 148V147H26ZM34 148V147H33ZM39 148V147H38ZM45 148H44V150H45ZM51 147H49V149H50ZM68 148V147H67ZM75 148H78L77 147V144H76V147ZM102 148V147H101ZM9 148H7V151L8 152H6V153H9V150H8ZM11 149V148H10ZM16 149L15 150H13V152L15 153V151H16ZM19 149V148H18ZM21 149V148H20ZM29 149V148H28ZM47 149V148H46ZM55 149V148H54ZM58 149V148H57ZM64 149H65V147H64ZM2 150V149H1ZM11 150V151H12ZM43 150V149H42ZM42 150H41V152H42ZM59 150V149H58ZM62 150V149H61ZM73 150H74V148H73ZM85 150V149H84ZM84 150H83V152H84ZM238 150H240V149H238ZM241 150H243V149H241ZM3 151V150H2ZM11 151H10V153H11ZM18 151V150H17ZM19 151H20V153H19ZM18 151V154L19 155H22V153L24 152H21V150H19ZM36 151H37V149H36ZM36 151H34V149H33V153L35 152L36 153ZM48 151V150H47ZM46 151V152H47ZM52 151V150H51ZM65 151V150H64ZM160 151H162V150H159V152ZM5 152V151H4ZM12 152V153H13ZM30 152V151H29ZM31 152V153H32ZM40 152V151H39ZM46 152L44 151V153L46 154ZM49 152V155H48V153H47V155L48 156H50V151H48ZM78 152V151H77ZM88 152V151H87ZM86 152V154H88ZM142 152V151H141ZM156 152V151H155ZM241 152V151H240ZM11 153V154H12ZM32 153V154H33ZM35 153H34V156H35ZM53 153V152H52ZM58 153V152H57ZM73 152H71V153H69V154H72ZM78 153H80V151L78 152ZM91 153V152H90ZM89 153V154H90ZM242 153H244V152H242ZM0 154H2L1 152H0ZM5 153H3V155H4ZM17 153H15V155H16ZM39 154V153H38ZM42 154V153H41ZM41 154L40 155H37V156H39V157H36L37 158V160H38V158L39 159H42L43 158V156L45 155V154H43V156H42V158L40 157L41 156ZM64 154V153H63ZM76 154V153H75ZM81 154H83V153H81ZM85 154V153H84ZM147 154V153H146ZM238 155H233L234 156V159L235 160H238L239 161V157L241 156V158H243L242 157V155H240V153H237ZM2 155V156H3ZM13 155L14 154H12L11 155V157H13ZM31 155V154H30ZM30 155H29V157H30ZM53 155V154H52ZM52 155L50 156V157H52ZM59 155V154H58ZM67 155V154H66ZM74 154H72V157H74L73 156ZM80 155V154H79ZM79 155H77L78 156V158L80 159V156ZM95 155V154H94ZM93 154H91L90 156L88 155V158H87V156L85 157V158H87V160L89 161V166L91 167V168H93L94 166H96L97 165V161L98 160H100V159H98L97 160V158H95V156H94ZM144 155V154H143ZM148 155H149V153H148ZM159 155H160V153H159ZM158 155V156H159ZM7 155H5V156H3L4 158L6 157ZM9 156V155H8ZM22 156H25V154L24 155H22ZM48 156H47V159H49L48 158ZM55 156H57V154L55 155ZM60 156V155H59ZM64 155H62V157H63ZM68 156V155H67ZM77 156L76 157H74V158H77ZM94 156V157H93ZM97 156V155H96ZM99 156V155H98ZM146 156V155H145ZM151 156V155H150ZM157 156V157H158ZM2 157V158H3ZM10 157V156H9ZM20 157L21 156H19L18 158V160H20ZM25 157H27V156H25ZM24 157V158H25ZM35 157H32L31 156V159H32V161L35 159ZM46 156H44V158H45ZM61 157V156H60ZM69 157H70V159L72 158L71 157V155H69ZM103 157V156H102ZM105 157H107V156H104V158L103 159H105ZM144 157V156H143ZM149 157V156H148ZM148 157H144V159H146V158H148ZM152 157V156H151ZM155 157V156H154ZM153 157V158H154ZM0 158H1V155H0ZM14 158L15 159H13L14 161L15 160H17V155L16 156H14ZM23 158V157H22ZM23 158V159H24ZM42 159V160H44V162H47L48 160H46L45 161V159ZM58 157H56V159H57ZM68 158V157H67ZM77 158V159H78ZM101 158V157H100ZM6 159H7V157H6ZM5 159V160H6ZM12 159V158H11ZM52 159V158H51ZM55 159V158H54ZM61 159V160H60ZM58 158L57 160H58V162H60V163H62V161L64 162L65 160H63L62 158ZM70 159H68L69 160V162H70ZM73 159V158H72ZM77 160V162L78 161H80V160ZM1 160V159H0ZM12 160V161H13ZM24 160H26V159H24ZM24 160H22L23 162H24ZM29 160V159H28ZM28 160H26V161H28ZM36 160V161H37ZM57 160H51L52 162L54 161H57ZM60 160V161H59ZM87 160H83L82 162V164H81V161H80V165H81V167H84L83 169H85V163L84 162H86ZM138 160V159H137ZM148 160H149V158H148ZM152 160V159H151ZM241 160V159H240ZM242 160H244V159H242ZM2 161H3V159H2ZM8 161H9V159H8ZM22 161H20V162H22ZM26 161H25V163H26ZM36 161H34V163L36 162ZM39 161V160H38ZM50 161V160H49ZM67 161V160H66ZM66 161H65V163H66ZM101 161V160H100ZM107 161V160H106ZM139 161V160H138ZM150 161V160H149ZM5 162V161H4ZM4 162H3V164H4ZM18 162V161H17ZM30 163H32L31 162V160L29 161ZM29 162H27L28 164H30ZM44 162H43V165H44ZM105 162V161H104ZM39 163V162H38ZM50 163V162H49ZM59 163V165H61ZM72 163V162H71ZM70 163V164H71ZM74 163V162H73ZM103 163V162H102ZM107 163V162H106ZM136 163V162H135ZM146 163V162H145ZM145 163H143V165L145 164ZM149 163V162H148ZM151 163V162H150ZM8 164V163H7ZM20 165L22 164V163H19ZM33 164V163H32ZM32 164H31V166H32ZM40 164H42V162H40ZM47 164V163H46ZM55 164V163H54ZM57 164V163H56ZM77 164V163H76ZM75 164V165H76ZM96 164V165H95ZM101 164V163H100ZM152 164V163H151ZM19 165V166H20ZM23 165V164H22ZM25 165H27V164H25ZM24 165V166H25ZM48 165V164H47ZM51 165L53 166V164L51 163ZM69 165V164H68ZM68 165H64L65 167H67ZM73 165V164H72ZM79 165V166H80ZM82 165H84V166H82ZM86 165H87V163H86ZM87 165V166H88ZM108 165V164H107ZM24 166H22V167H24ZM28 166V165H27ZM35 166V165H34ZM34 166H32L33 167V169H34ZM46 166V165H45ZM44 166V167H45ZM51 166V167H52ZM62 166V165H61ZM60 166V167H61ZM70 166V165H69ZM68 166V167H69ZM86 166V169L88 168ZM104 166V165H103ZM149 166V165H148ZM151 166V165H150ZM12 167V166H11ZM10 167V169H12ZM31 167V168H32ZM38 167V170L40 169L39 168V166H36V168ZM40 167H41V165H40ZM43 167V168H44ZM4 168V167H3ZM8 168H9V166H8ZM15 168H17V167H15ZM19 168V167H18ZM26 168V167H25ZM46 168H48V167H46ZM77 168V167H76ZM97 168H98V166H97ZM97 168H95V169H97ZM102 168H104V167H102ZM107 168V167H106ZM4 169H6V168H4ZM28 169V168H27ZM22 170L23 172H25L26 173V171H28V170ZM33 169L31 170L32 172H33ZM53 169V168H52ZM52 169L50 168V170L52 171ZM54 169H55V167H54ZM56 169H59V168H56ZM70 169H73V168H70ZM81 169L82 168H80V171H81ZM82 169V170H83ZM1 170V169H0ZM15 170V169H14ZM20 171H21V168L19 169ZM19 170L18 171H15V172H17L18 174H19ZM43 171H45L46 169L44 168V169H42ZM48 170V169H47ZM49 170V171H50ZM60 170V169H59ZM59 170H57V171H59ZM62 170H64L63 169V167H62ZM68 170V169H67ZM77 170H79V168L77 169ZM89 168H88V172H89ZM93 170V169H92ZM36 171V173H37V170H35ZM34 171V172H35ZM42 171V173H41V171H40V173L41 174H45L44 172ZM48 171V173L47 174H49L50 172ZM56 170H55V173L57 172ZM69 171V170H68ZM84 171V170H83ZM6 172H8V171H6ZM11 172V171H10ZM8 172V174L10 175L11 173H13V172ZM22 172V173H23ZM54 172V171H53ZM53 172H51V174L53 173ZM60 172V171H59ZM63 172H65V170L63 171ZM70 172H72V174L73 173H75L76 175H77V173H76V171L75 172H73V171H70ZM67 173V171H66V173H64L65 175H63V177L64 176H66V175H68V176H70V175H72L71 173ZM85 172H87V170H85L84 171V173ZM88 172L86 173L87 175H85V176H87V178H90V177H93L92 175H88ZM91 172H93V171H91ZM102 172V171H101ZM138 172V171H137ZM136 172V173H137ZM24 173V174H25ZM28 174H30L31 172H27ZM38 173H39V171H38ZM39 173V175H41ZM84 173H81V175L79 174V176L81 177H83L84 178V175H82V174H84ZM102 173H104V172H102ZM135 173V174H136ZM3 174H4V172H3ZM7 174V173H6ZM8 174H7V176H3L4 178L5 177H7L8 178V180H9V177H11V176H8ZM16 174V173H15ZM23 174V175H24ZM31 174H33V173H31ZM35 174V173H34ZM70 174V175H69ZM106 174H108V173H106ZM12 176H14V173L13 174H11ZM56 175V174H55ZM61 175V174H60ZM75 175V176H76ZM104 175H105V173H104ZM29 176V175H28ZM28 176H26L27 178V180L29 179V177ZM31 176V175H30ZM35 176H37V174H35ZM46 176V174L44 175V177ZM58 176V175H57ZM96 176V175H95ZM95 176L93 177V179L95 178ZM108 176V175H107ZM133 176H135L134 178L136 179V175H134L133 174ZM24 177H25V175H24ZM32 177V176H31ZM40 177H43L42 175L40 176ZM77 177V176H76ZM79 177V179H81ZM13 178V177H12ZM15 178H17V176L15 177ZM33 178H34V176H33ZM46 178H47V176H46ZM59 178V177H58ZM66 178H68V177H66ZM72 178V177H71ZM86 178V177H85ZM133 178V179H134ZM1 179V178H0ZM36 179V178H35ZM34 179V180H35ZM38 179V178H37ZM42 179L43 180H46V179H44V178H40L39 180L40 181H42ZM62 179V178H61ZM73 179V178H72ZM72 179H69L68 178V180H72ZM78 179V178H77ZM78 179V180H79ZM134 179V180H135ZM142 178H140V179H137L138 181L139 180H141ZM14 180V179H13ZM23 180L24 181H21L23 184H20V189L19 190H22V192H23V189H21L23 186H24V184L25 183H27V182H25V179L23 178ZM30 180V179H29ZM28 180V181H29ZM63 180H65V179H63ZM67 180V181H68ZM78 180L76 181L77 183H78ZM83 180V179H82ZM81 180V181H82ZM86 180V179H85ZM90 180H91V178H90ZM136 180V181H137ZM143 180V179H142ZM17 181V180H16ZM31 181V180H30ZM29 181V182H30ZM59 181V180H58ZM87 181H88V179H87ZM87 181H84V182H81V183H84V185H87V184H85V183H87ZM3 182V181H2ZM21 182H19V183H21ZM32 182V181H31ZM63 182V181H62ZM65 182H66V180H65ZM71 182V181H70ZM70 182H68V183H70ZM74 182H75V180H74ZM80 182V181H79ZM90 182H93V180L92 181H90ZM132 182V181H131ZM135 182V181H134ZM5 184H6V182H4ZM19 183H18V185L16 186V187H18L19 186ZM37 183V182H36ZM35 182L33 183V184H36ZM67 183V182H66ZM72 183V182H71ZM70 183V186L72 187V184ZM136 183H137V186L138 187H135V185H136ZM141 183L142 182H140V185H141ZM238 183L239 184H242L241 183V181L239 180L238 181ZM237 182H234L233 184H232V198L231 199H238L239 197H240V188H239V184H238ZM5 184H4V186H5ZM32 183H31V187H33V186H35V185H33ZM75 184V183H74ZM14 185V184H13ZM21 185H22V187H21ZM29 185L30 184H27V186L25 187V188H27V187H29ZM57 185V184H56ZM59 185V184H58ZM63 185V184H62ZM76 185V184H75ZM79 185H80V183H79ZM84 185H82V186H84ZM139 182H135L134 183V187H135V190L137 191V192H139L138 190H137V188H139ZM38 186V185H37ZM37 186H36V188H37ZM40 186V185H39ZM38 186V187H39ZM61 186V185H60ZM63 186H67V185H63ZM62 186V187H63ZM69 186V185H68ZM68 186L66 187V188H68ZM70 186H69V188H70ZM76 186H78V185H76ZM81 186V185H80ZM7 187H9L8 185H7ZM6 186H5V188H3V189H6L7 188ZM15 187V188H16ZM40 187H43L42 185L40 186ZM75 187V186H74ZM25 188H24V190H25ZM35 188V189H36ZM49 188V187H48ZM57 188V187H56ZM60 188V187H59ZM59 188H57V189H59ZM73 188V187H72ZM77 188V190L79 189L78 187H76ZM81 188V187H80ZM39 189V188H38ZM64 189V188H63ZM141 188H139V190H140ZM16 190H18V188L16 189ZM18 190V191H19ZM37 190V189H36ZM42 190V189H41ZM68 190H70V189H68ZM74 190H75V188H74ZM81 191V190H80ZM141 192H142V190H140ZM6 192H7V189H6ZM6 192L4 193V191H3V194L5 195L6 194ZM10 192V190L8 191V193ZM25 192H26V190H25ZM27 192H29V189H28V191ZM44 192H45V190H44ZM70 192H72V191H70ZM69 192V193H70ZM75 192V191H74ZM96 192V191H95ZM136 192V193H137ZM18 193H21L20 191L18 192ZM60 193V192H59ZM67 193V192H66ZM81 193V192H80ZM79 193V194H80ZM88 193V192H87ZM135 193V194H136ZM140 193V192H139ZM139 193H137V194H139ZM158 193H162V191H156V192H154V194L157 196L158 195ZM43 194V193H42ZM62 194H64V193H62ZM71 194V193H70ZM141 194V193H140ZM8 195V194H7ZM11 195V196H10ZM9 196L10 197H12V194H10ZM24 197H25V194L23 193L22 194ZM58 195V194H57ZM60 195V194H59ZM66 195V194H65ZM81 195V194H80ZM99 195V194H98ZM161 195H163V193L161 194ZM161 195H159V196H161ZM61 196V195H60ZM69 196H71V195H69ZM6 197H8V196H6ZM9 197V198H10ZM22 197V196H21ZM23 197V198H24ZM55 197V196H54ZM78 197V196H77ZM76 197V198H77ZM92 197H93V195H92ZM96 197V196H95ZM102 197V196H101ZM25 198H28L27 196L25 197ZM60 198V197H59ZM71 198V197H70ZM69 198V199H70ZM75 198V199H76ZM98 198H99V196H98ZM6 199H8V198H6ZM15 199V198H14ZM13 199V200H14ZM57 199V198H56ZM68 199V198H67ZM68 199V200H69ZM94 199V198H93ZM104 199H105V196L103 197V202H102V204L103 203H105L106 201H104ZM10 200V199H9ZM30 200V199H29ZM28 200V201H29ZM61 200V199H60ZM64 200V199H63ZM79 200V199H78ZM81 200V199H80ZM97 200H99V199H97ZM102 200V199H101ZM8 201V200H7ZM7 201H5V202H7ZM24 201H26L27 202V199H25ZM35 201V200H34ZM58 201V200H57ZM86 201V200H85ZM100 201V200H99ZM31 202V201H30ZM83 202V201H82ZM87 202V201H86ZM85 202V203H86ZM89 202V201H88ZM94 202V201H93ZM11 203L13 204V201H12V198H11V200H10V203H7V205L8 204H10V207H11ZM17 203V202H16ZM28 203V202H27ZM80 203V202H79ZM30 204V203H29ZM71 204V203H70ZM31 205V204H30ZM34 205V204H33ZM32 205V206H33ZM2 206H5L4 204L2 205ZM225 209L228 211V215H227V219L228 220H231V219H234V220H240V219H245L246 218V213H245V210L243 209V207L241 206V205H234L232 202H230V203H226L225 204ZM0 207H1V205H0ZM10 207H8V208H10ZM71 207V206H70ZM4 207H2L1 209H3ZM11 208H13V205H12V207ZM10 208V210H11V212H14V211H12V210H14V209H11ZM106 208V207H105ZM0 209V210H1ZM6 209H7V207H6ZM100 209V208H99ZM103 209V208H102ZM7 210H9V209H7ZM64 210V209H63ZM70 210V209H69ZM101 210V209H100ZM107 210V209H106ZM105 210V211H106ZM4 211V210H3ZM2 211V212H3ZM98 211V210H97ZM63 212V211H62ZM70 212V211H69ZM89 212H91L90 210H89ZM8 213H10V211L8 212H6V215L8 214ZM42 213V212H41ZM64 213V212H63ZM87 213V212H86ZM2 214H5V212H3ZM13 215H14V213H12ZM71 214V213H70ZM69 214V215H70ZM90 214V213H89ZM89 214H87V215H89ZM91 214H93V213H91ZM95 214V213H94ZM5 215V216H6ZM64 215H67L66 213H64ZM68 215V216H69ZM76 215V214H75ZM2 216V215H1ZM4 216V217H5ZM7 216H9V215H7ZM67 216V217H68ZM78 216V215H77ZM77 216H76V219H77ZM3 217V218H4ZM92 217H94L93 215H92ZM0 218H2V217H0ZM8 218V217H7ZM91 218V217H90ZM11 219V218H10ZM66 219V218H65ZM71 219H74V218H72V216H71ZM80 219V218H79ZM81 219H83V218H81ZM87 219V218H86ZM85 219V220H86ZM4 221H6V219H3ZM69 220V219H68ZM88 220H89V218H88ZM94 220H96V218L94 219ZM0 221H2V219L0 220ZM4 221H2V222H4ZM79 221V220H78ZM90 221V220H89ZM7 222V221H6ZM65 222H66V220H65ZM88 222V221H87ZM93 222V221H92ZM78 224V223H77ZM83 224H84V222H83ZM90 224V223H89ZM264 224V222L263 221H260V225H263ZM3 225V224H2ZM67 225V224H66ZM75 225V224H74ZM81 225V224H80ZM97 225H99V224H97ZM70 226V225H69ZM50 227V226H49ZM55 227V226H54ZM58 227V226H57ZM75 227V226H74ZM89 227V226H88ZM99 227V226H98ZM35 228V227H34ZM66 228H68V227H66ZM77 228V227H76ZM80 228V227H79ZM91 228H92V226H91ZM36 229V228H35ZM41 229V228H40ZM55 229V228H54ZM62 229V228H61ZM69 229H71L70 227H69ZM85 229V228H84ZM84 229H82V230H84ZM89 229V228H88ZM58 230H60V229H58ZM64 230V229H63ZM72 230V229H71ZM91 230V229H90ZM3 231V230H2ZM51 231V230H50ZM57 231V230H56ZM70 231V230H69ZM85 231V230H84ZM87 231V230H86ZM41 232V231H40ZM59 232V231H58ZM87 232H89V231H87ZM4 233V232H3ZM84 233V232H83ZM82 233V234H83ZM90 233H92L91 231H90ZM94 233V232H93ZM92 233V234H93ZM0 234H1V232H0ZM51 234V233H50ZM62 234V233H61ZM80 234V233H79ZM88 234V233H87ZM3 235V234H2ZM36 235V234H35ZM53 235V234H52ZM59 235H60V233H59ZM58 235V236H59ZM85 235V234H84ZM51 236V235H50ZM57 236V235H56ZM70 236V235H69ZM89 235H87L86 237H88ZM53 237H55V236H53ZM52 237V238H53ZM60 237V236H59ZM49 239H51L50 237H48ZM61 238V237H60ZM82 238H84V237H82ZM89 238H90V236H89ZM2 239V238H1ZM61 240V239H60ZM80 241V240H79ZM48 242V241H47ZM78 242V241H77ZM82 243V242H81ZM47 244V243H46ZM76 244V243H75ZM5 245V244H4ZM65 245V244H64ZM70 245V244H69ZM78 245H79V243H78ZM2 246V245H1ZM54 246H55V244H54ZM3 247V246H2ZM54 248V247H53ZM56 248V247H55ZM59 248V247H58ZM76 248V247H75ZM47 249V248H46ZM49 249H52V248H48L47 250H49ZM67 249V248H66ZM65 249V250H66ZM4 250V249H3ZM44 250V249H43ZM59 250V249H58ZM61 250V249H60ZM9 251H10V249H9ZM52 251V250H51ZM51 251H49V252H51ZM56 251V250H55ZM55 251H53V252H55ZM61 251H63V250H61ZM6 252H7V250H6ZM6 252H4V253H6ZM59 252V251H58ZM66 252V251H65ZM8 253H10V252H8ZM44 253V252H43ZM56 253V252H55ZM66 253H68V252H66ZM65 253V254H66ZM12 254V253H11ZM51 254L53 255V253H50L49 255H50V257H51ZM61 254H62V252H61ZM47 255V254H46ZM46 255H44V256H46ZM57 255H59L60 256V254L59 253H57ZM56 255V257H58ZM2 256V255H1ZM9 256H10V254H9ZM54 256V255H53ZM64 256V255H63ZM62 256V257H63ZM4 257V256H3ZM6 257V256H5ZM47 258H49V257H47ZM64 258V257H63ZM63 258H62V261H63ZM66 258V257H65ZM45 259V258H44ZM59 259V258H58ZM0 260H1V258H0ZM51 260H52V258H51ZM60 260V259H59ZM3 261V260H2ZM46 261H48V260H46ZM158 261V260H157ZM157 261H155V262H157ZM9 262V261H8ZM61 262V261H60ZM146 262V261H145ZM159 262H160V260H159ZM3 263V262H2ZM1 263V264H2ZM65 263H66V261H65ZM142 263H144V262H142ZM146 263H148V262H146ZM52 264V263H51ZM63 264V263H62Z\"/></svg>",
    "mask_w": 264,
    "mask_h": 264
}]
</instances>
